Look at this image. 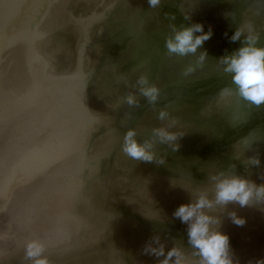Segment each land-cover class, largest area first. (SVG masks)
Returning a JSON list of instances; mask_svg holds the SVG:
<instances>
[{"label": "water", "instance_id": "95a60500", "mask_svg": "<svg viewBox=\"0 0 264 264\" xmlns=\"http://www.w3.org/2000/svg\"><path fill=\"white\" fill-rule=\"evenodd\" d=\"M246 22L264 46V0H0V264H31L32 239L49 264H155L142 252L154 235L166 250L191 252L172 214L210 189L211 176L264 183V104L220 96L235 93L220 61ZM192 23L211 38L195 56L170 55V25ZM200 51L208 56L197 66ZM141 76L159 89L154 104L139 92ZM173 119L169 130L183 134L176 152L153 136ZM130 128L154 142L163 165L121 151ZM257 154L259 167L249 166ZM217 211L233 259L264 260V205Z\"/></svg>", "mask_w": 264, "mask_h": 264}, {"label": "clouds", "instance_id": "9594fccd", "mask_svg": "<svg viewBox=\"0 0 264 264\" xmlns=\"http://www.w3.org/2000/svg\"><path fill=\"white\" fill-rule=\"evenodd\" d=\"M147 3L150 8H157L161 0H147ZM185 19L189 17L185 16ZM170 27L171 35L166 37L165 47L170 55L180 57L195 56L198 49L200 50L213 34L211 28L205 32L201 23L180 27L172 24ZM224 35L227 37V33ZM228 39L232 43L240 44L231 53L221 56L220 61L224 65V73L231 77L235 93L230 88L223 89L220 93L221 98L235 94L250 104L256 106L264 104V46H258L259 36L252 24L246 22L236 27ZM207 56L206 51H200L197 66L202 65ZM194 70V66L189 65L185 69V75ZM137 83L140 86V94L150 104H154L158 99L159 89L151 85L144 76H141ZM125 101L129 106L137 102L133 94L127 95ZM158 119L169 120V113L161 110ZM174 124L173 119L167 127L153 129V136L160 143L170 145L172 151L176 152L180 146L178 141L183 134L169 130ZM136 137L137 132L131 128L124 134L121 151L126 156L138 162H154L157 165L165 163L164 158L157 159L153 141L138 142ZM260 163L258 154L248 158L249 166L259 167ZM260 179L264 180V176ZM210 180L212 182L210 189L197 191L194 199L190 195L189 202L180 204L172 214L186 225L187 245L191 252L188 253L178 246L166 250V243L159 235H154L145 243L142 252L153 257L155 264H239L233 259L230 251L229 236L220 230L222 220L217 210H223L224 213L230 204L239 205L241 208L264 205V183L257 184L248 177L224 173L213 175ZM227 216L236 226H243L246 222L235 211H227ZM24 255L31 264H49L45 255V245L38 239L25 243ZM256 264H264V260H258Z\"/></svg>", "mask_w": 264, "mask_h": 264}]
</instances>
